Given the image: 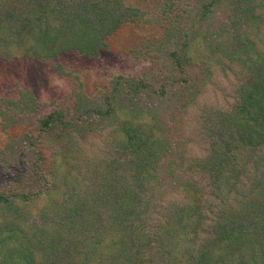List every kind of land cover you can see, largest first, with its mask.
<instances>
[{
    "label": "trees",
    "instance_id": "obj_1",
    "mask_svg": "<svg viewBox=\"0 0 264 264\" xmlns=\"http://www.w3.org/2000/svg\"><path fill=\"white\" fill-rule=\"evenodd\" d=\"M128 26L150 66L88 92L63 57ZM20 58L77 88L0 95V264H264V0H0Z\"/></svg>",
    "mask_w": 264,
    "mask_h": 264
},
{
    "label": "rangeland",
    "instance_id": "obj_2",
    "mask_svg": "<svg viewBox=\"0 0 264 264\" xmlns=\"http://www.w3.org/2000/svg\"><path fill=\"white\" fill-rule=\"evenodd\" d=\"M158 29L146 26H128L120 29L109 40V49L98 59L81 58L78 55L63 57V63L76 68L74 74L84 82L88 92L106 84L113 75L118 73L141 74L150 66L149 60L135 59L131 50L144 48L148 38L155 37ZM31 90L40 100L66 103L72 92L77 88L73 80L58 76L54 69L35 59L20 58L6 61L0 59V95L17 98L20 89ZM22 129L12 130V135L21 134ZM8 135L0 131V146ZM4 172L0 165V181L18 180V174Z\"/></svg>",
    "mask_w": 264,
    "mask_h": 264
}]
</instances>
